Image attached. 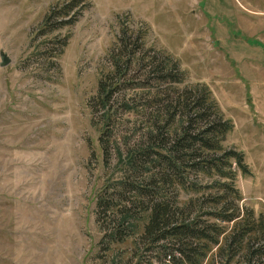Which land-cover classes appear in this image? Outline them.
<instances>
[{"label": "rangeland", "instance_id": "rangeland-1", "mask_svg": "<svg viewBox=\"0 0 264 264\" xmlns=\"http://www.w3.org/2000/svg\"><path fill=\"white\" fill-rule=\"evenodd\" d=\"M64 1L0 0V53L10 58L0 65V264H182L149 245L140 226L111 238L112 205L124 196L115 189L124 170L117 147L123 155L134 148L153 115L156 50L185 70L175 85L205 83L232 119L224 143L243 150L250 169L236 177L242 203L264 213V0H80L73 22L54 18L40 30ZM137 33L135 53L147 66L131 65L116 91L122 103H114L105 158L91 98L112 52L126 55L123 35L130 45ZM128 104L147 114L134 117ZM146 204L130 214L145 215ZM210 258L223 264L215 245Z\"/></svg>", "mask_w": 264, "mask_h": 264}, {"label": "trees", "instance_id": "trees-1", "mask_svg": "<svg viewBox=\"0 0 264 264\" xmlns=\"http://www.w3.org/2000/svg\"><path fill=\"white\" fill-rule=\"evenodd\" d=\"M79 1L53 6L40 30L50 29L54 18H59L60 25L73 22L80 12L73 9ZM87 5L85 2L81 7ZM123 37L126 55L112 52V67L100 73L91 98L101 111L98 140L105 158L110 152L114 103H122L116 91L128 82L125 74L131 65L147 66L145 53H135L137 39L142 40L143 35L137 33L130 45ZM148 62L156 82L150 100L155 110L134 148L123 155L117 147V162L124 170L115 189L124 196L120 206L112 205L117 211L111 219L112 240L133 224L140 226L149 245L157 247L172 263L215 264L213 258L208 259L215 245L223 264H264V213L242 203L243 195L236 184L237 175H245L250 169L243 150L224 143L233 128L232 119L223 113L205 83L175 85L184 81L186 72L169 52L156 50ZM127 108L134 117L147 114L137 104ZM126 190L130 192L127 196ZM183 190L193 194L180 201L176 195ZM104 198L100 191L98 206L106 201ZM142 201L147 202L141 209L145 215L130 214L135 203Z\"/></svg>", "mask_w": 264, "mask_h": 264}, {"label": "water", "instance_id": "water-1", "mask_svg": "<svg viewBox=\"0 0 264 264\" xmlns=\"http://www.w3.org/2000/svg\"><path fill=\"white\" fill-rule=\"evenodd\" d=\"M0 57H1L0 65H5L10 61L9 56L4 51L0 53Z\"/></svg>", "mask_w": 264, "mask_h": 264}]
</instances>
